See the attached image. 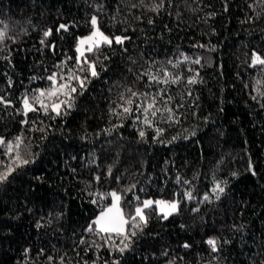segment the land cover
<instances>
[{"label":"trees","instance_id":"1","mask_svg":"<svg viewBox=\"0 0 264 264\" xmlns=\"http://www.w3.org/2000/svg\"><path fill=\"white\" fill-rule=\"evenodd\" d=\"M93 16L112 43L77 56ZM255 57L264 0H0V264H264ZM62 83L45 111L35 98ZM111 191L129 221L119 235L93 221ZM145 198L177 209L153 203L133 227Z\"/></svg>","mask_w":264,"mask_h":264},{"label":"snow or ice","instance_id":"2","mask_svg":"<svg viewBox=\"0 0 264 264\" xmlns=\"http://www.w3.org/2000/svg\"><path fill=\"white\" fill-rule=\"evenodd\" d=\"M91 23L93 25H96L97 19H96L95 16L92 17ZM60 28L63 29V28H66V26L65 25H61ZM49 34H50L49 32H45L44 35L48 36ZM97 37H98V39H97ZM114 39H115L116 43L122 44L124 38L115 37ZM101 43L111 44L112 43V39H110L108 36H105L103 33H101L99 31V29H96V31H94L91 36H89L87 38H83V39H81L79 41V44L81 46H83L85 44H88V47L86 49L78 47L77 51L80 53V57H83L85 51L92 52L93 51V47L98 48ZM198 62L199 61H197V63ZM255 62H259V63L264 64V60H261L259 57H255L254 58V63ZM89 69H90L91 76L98 75V73L95 70V64L94 63H90L89 64ZM81 71H83V69H81ZM48 79L53 81V83L55 84V82H56L55 74H53L52 76L48 77ZM70 79H78L79 80V78L75 77V76L70 77ZM153 79H155V77H153ZM164 82L167 83V80H165ZM194 82H195L194 80H190L189 81V83H194ZM79 83H80L81 87H83L84 80H79ZM65 88H68V85L62 83V84L59 85V87H54L51 91H49L47 93L40 92L39 97L35 98L36 102L40 103L41 106L44 107L45 111H47L48 110L47 106L43 105V102H42V100L40 98L44 97L45 95H47L49 97L57 96L58 93L63 91ZM75 91H76L75 88H70V92H75ZM68 94H69L68 92L65 93V95H68ZM132 95L135 96L137 94L136 93H132ZM6 102L7 101L5 100V98L0 96V103H6ZM23 103H24V106H25L26 110H29V111H34L35 110L32 107V105L29 103V100L27 98L23 101ZM64 103H66V101H60L59 104H53L52 105V109L54 111H56L57 114H59L60 106L62 104H64ZM127 103L128 104H132L133 101L131 99H129L127 101ZM155 103H156L155 98H153L152 102L149 103L147 105V107H145L143 109V112L145 114V120H144L145 123H150V121L147 118V114L149 113V111H151V115H153V116L156 115V112L158 111V109H155ZM129 111H131L130 108H127V107L124 108V112H129ZM166 111H168V109H166ZM140 135L143 136L144 133L141 132ZM4 143H5V141L3 140V138H0V144H4ZM20 143H21L20 138L17 137V142H16V148L17 149L19 148ZM12 151H13L12 145L8 144V152L11 153ZM15 159L18 160L22 164L29 163L28 160L20 159L19 155H17L15 157ZM8 171L9 172L12 171L11 167H9ZM6 177H7V173H4L3 175H0V180H4V179H6ZM220 191H223V189H220ZM111 195L114 197V199H115V201L117 203H114L113 207L109 208L107 212L102 213L101 216L97 219V221L95 223L100 226V230L101 231L109 232V233L114 232V233L119 235V234L124 233V231H125L124 230V226L127 225L129 223V221L124 218V215L121 213L120 209L117 206L118 201L120 199L119 196H117L115 192L111 193ZM153 203H154L153 201L147 200V201L143 202V207L142 208L141 207H137L135 209V215L131 216V221H132V226L133 227H136V228L140 227V223H138L137 221L142 222V223H146L147 222L146 218L144 216V209H147V208L151 207ZM155 203L161 206V212H164L165 209H169L170 211L174 212L177 209V204L175 202L166 203L164 201H155ZM167 214L168 213H165V218H166ZM88 230L89 231L92 230V226L91 225L89 226ZM131 235H135V232H132ZM209 243L212 244L213 247L215 246V241H209ZM127 246L128 245L125 244V247H127ZM185 247H188V245H185ZM120 251H123V249H120Z\"/></svg>","mask_w":264,"mask_h":264},{"label":"rangeland","instance_id":"3","mask_svg":"<svg viewBox=\"0 0 264 264\" xmlns=\"http://www.w3.org/2000/svg\"><path fill=\"white\" fill-rule=\"evenodd\" d=\"M96 29H99L98 26H97V25H92V29H91V31H90L89 33L79 36V38H78V42H77V45H76V50H77L78 47H81V48H87V47H88V44H85V45L81 46V45L79 44V41H80L81 39H83V38H87V37L91 36L92 33H93L94 31H96ZM99 31H100L101 33H103L100 29H99ZM103 34H104V33H103ZM104 35L107 36L106 34H104ZM108 37H109V36H108ZM97 39H98V37H97ZM77 56H80V53H79L78 51H77ZM54 104H57V103H54ZM113 192H115V191H111V193H113ZM115 193H116V192H115ZM116 195L118 196L117 193H116ZM147 200H151V201H153L154 203H155V201H164V202H166V203H172V202H175V203L177 204L176 199H169V200H166V199H161V198H157V199L145 198V199L143 200V202H144V201H147ZM114 203H117V202L115 201L114 197L111 195V201H110V203H109L107 206H105L102 210H100L99 212H97V214H96V215L94 216V218H93V221L96 222L97 219L101 216L102 213L107 212L109 208H112V207H113V204H114ZM142 205H143V204H139L137 207H141ZM117 206H118V208H119L120 211H121V207H120V205H119V201H118ZM155 208H156L158 211L161 212V206H160V205H158V204L155 203ZM169 212H171L169 209H165V211L162 212V213L165 214V213H169ZM121 213H122V211H121ZM124 218H125V217H124ZM95 224H96V223H95ZM96 226H97L98 228H100L99 225L96 224ZM124 227H125V226H124Z\"/></svg>","mask_w":264,"mask_h":264}]
</instances>
